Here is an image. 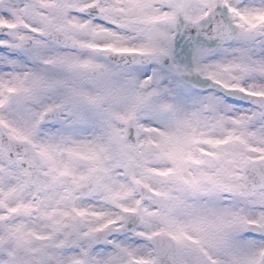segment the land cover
Returning a JSON list of instances; mask_svg holds the SVG:
<instances>
[{"label": "snow or ice", "instance_id": "6c2138e0", "mask_svg": "<svg viewBox=\"0 0 264 264\" xmlns=\"http://www.w3.org/2000/svg\"><path fill=\"white\" fill-rule=\"evenodd\" d=\"M0 264H264V0H0Z\"/></svg>", "mask_w": 264, "mask_h": 264}]
</instances>
